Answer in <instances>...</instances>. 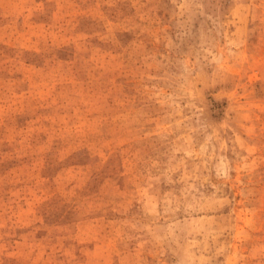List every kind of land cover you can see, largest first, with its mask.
<instances>
[{"label": "rangeland", "instance_id": "1", "mask_svg": "<svg viewBox=\"0 0 264 264\" xmlns=\"http://www.w3.org/2000/svg\"><path fill=\"white\" fill-rule=\"evenodd\" d=\"M0 264H264V0H0Z\"/></svg>", "mask_w": 264, "mask_h": 264}]
</instances>
